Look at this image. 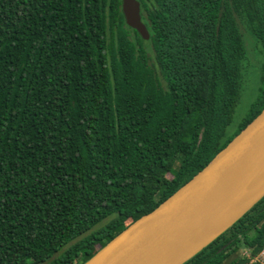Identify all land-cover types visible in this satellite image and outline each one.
Here are the masks:
<instances>
[{
  "label": "trees",
  "instance_id": "1",
  "mask_svg": "<svg viewBox=\"0 0 264 264\" xmlns=\"http://www.w3.org/2000/svg\"><path fill=\"white\" fill-rule=\"evenodd\" d=\"M135 1L147 40L122 0H0V264H84L264 109V0ZM263 251L264 198L184 264Z\"/></svg>",
  "mask_w": 264,
  "mask_h": 264
},
{
  "label": "water",
  "instance_id": "2",
  "mask_svg": "<svg viewBox=\"0 0 264 264\" xmlns=\"http://www.w3.org/2000/svg\"><path fill=\"white\" fill-rule=\"evenodd\" d=\"M126 22L145 40L135 0ZM264 198V109L199 173L84 264H184Z\"/></svg>",
  "mask_w": 264,
  "mask_h": 264
},
{
  "label": "rangeland",
  "instance_id": "3",
  "mask_svg": "<svg viewBox=\"0 0 264 264\" xmlns=\"http://www.w3.org/2000/svg\"><path fill=\"white\" fill-rule=\"evenodd\" d=\"M242 34L244 37L245 47L249 59L243 77L239 101L233 115V122L231 125V128L233 129H235V127L242 121L251 104L256 99L260 82L259 74L261 67V58L259 55H257L252 38L247 34L245 30H242ZM240 253L243 256H249V253H247V251L245 250L240 251ZM249 264H264V251L259 256L252 259Z\"/></svg>",
  "mask_w": 264,
  "mask_h": 264
},
{
  "label": "built area",
  "instance_id": "4",
  "mask_svg": "<svg viewBox=\"0 0 264 264\" xmlns=\"http://www.w3.org/2000/svg\"><path fill=\"white\" fill-rule=\"evenodd\" d=\"M252 261V260H251Z\"/></svg>",
  "mask_w": 264,
  "mask_h": 264
}]
</instances>
